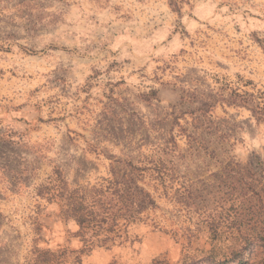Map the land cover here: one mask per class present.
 I'll return each instance as SVG.
<instances>
[{
	"label": "rangeland",
	"instance_id": "rangeland-1",
	"mask_svg": "<svg viewBox=\"0 0 264 264\" xmlns=\"http://www.w3.org/2000/svg\"><path fill=\"white\" fill-rule=\"evenodd\" d=\"M212 221L264 264V0H0V264H180Z\"/></svg>",
	"mask_w": 264,
	"mask_h": 264
},
{
	"label": "trees",
	"instance_id": "trees-1",
	"mask_svg": "<svg viewBox=\"0 0 264 264\" xmlns=\"http://www.w3.org/2000/svg\"><path fill=\"white\" fill-rule=\"evenodd\" d=\"M172 4L174 3H172L171 1V5ZM103 220H104L103 217L98 216L94 212H90L89 214L81 213V215L77 217V221L81 229H84L86 227L93 230L94 228L95 229L99 228ZM210 225L214 226L211 229V231H209L211 235V241H213L211 249L204 250V249L196 248L195 251L202 254H198V255L187 254L183 257L180 264H229L232 262H237V264H244L246 260L243 256L246 250V246L248 244H252L254 238L251 240L247 239L244 243H242L245 244V246H243L242 248H241L242 245H239L237 247L234 246V249H232L231 251L228 250L222 252L220 246L217 247L214 243V241L218 239L219 238L218 236H221V234L220 232H218L216 225H214L213 221L210 223ZM153 264H170V263L164 260H158Z\"/></svg>",
	"mask_w": 264,
	"mask_h": 264
}]
</instances>
